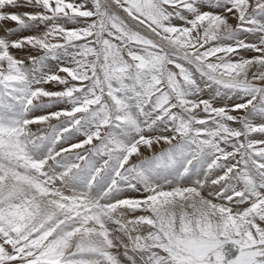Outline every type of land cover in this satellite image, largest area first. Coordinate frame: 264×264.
Here are the masks:
<instances>
[{"label":"snow or ice","instance_id":"obj_1","mask_svg":"<svg viewBox=\"0 0 264 264\" xmlns=\"http://www.w3.org/2000/svg\"><path fill=\"white\" fill-rule=\"evenodd\" d=\"M0 30V264H264V0H0Z\"/></svg>","mask_w":264,"mask_h":264},{"label":"rangeland","instance_id":"obj_2","mask_svg":"<svg viewBox=\"0 0 264 264\" xmlns=\"http://www.w3.org/2000/svg\"><path fill=\"white\" fill-rule=\"evenodd\" d=\"M91 5H89V7H90ZM13 9H9V11H12ZM206 10H208V9H206ZM15 11H31V9H29V8H24V9H16ZM175 23H180L179 21H175ZM230 23H232L233 25H235V23H236V21L235 20H230ZM69 26H71V25H69ZM4 27L5 28H14L15 27V25H14V23H12V22H5V24H4ZM4 33H3V30H0V35H3ZM30 34H33L31 31H22V32H19L17 35H19V36H26V35H30ZM13 39H15L16 38V36H13L12 37ZM15 51V50H14ZM16 54H17V56L18 57H20V58H23V56H24V53H22V52H19V51H16ZM32 54H37V53H32ZM246 55H248V56H251V55H254V53H247ZM45 87H47V88H49V89H52V85H46ZM53 90H56V89H53ZM38 114H41V113H38ZM37 127H39L38 125H33L32 126V128H33V130H35ZM142 151H144L145 152V154H147V151L145 150V149H141ZM136 158L134 157L133 158V160H135ZM131 195H134V194H131ZM247 205H245V207H246Z\"/></svg>","mask_w":264,"mask_h":264}]
</instances>
